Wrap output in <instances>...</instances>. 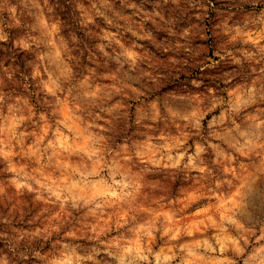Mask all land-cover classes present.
Segmentation results:
<instances>
[{
	"label": "rangeland",
	"instance_id": "rangeland-1",
	"mask_svg": "<svg viewBox=\"0 0 264 264\" xmlns=\"http://www.w3.org/2000/svg\"><path fill=\"white\" fill-rule=\"evenodd\" d=\"M0 264H264V0H0Z\"/></svg>",
	"mask_w": 264,
	"mask_h": 264
},
{
	"label": "trees",
	"instance_id": "trees-1",
	"mask_svg": "<svg viewBox=\"0 0 264 264\" xmlns=\"http://www.w3.org/2000/svg\"><path fill=\"white\" fill-rule=\"evenodd\" d=\"M2 44H4V45H7V50H6V53H7V55L9 56V61H10V57H11V54H12V50H14L13 49V46H12V43H5V42H2ZM12 48V49H11ZM17 63L19 64V67L21 68V69H25V65H23V64H21V62L18 60L17 61ZM20 71H22V70H20Z\"/></svg>",
	"mask_w": 264,
	"mask_h": 264
}]
</instances>
